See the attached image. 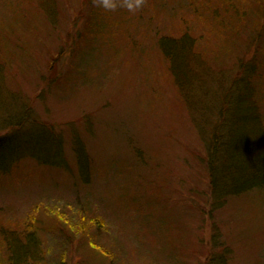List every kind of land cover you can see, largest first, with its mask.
<instances>
[{"label":"rangeland","instance_id":"rangeland-1","mask_svg":"<svg viewBox=\"0 0 264 264\" xmlns=\"http://www.w3.org/2000/svg\"><path fill=\"white\" fill-rule=\"evenodd\" d=\"M89 1L69 0L77 16L73 33L81 29ZM179 2L143 12L144 0L138 10L128 13L132 20L126 22L125 36L121 34L116 43L111 38L110 49L105 43L108 46L101 52L105 56L96 59L89 76L91 85L83 82L65 91L41 85L50 63L58 73L67 67L65 59L57 61L60 47L68 42L64 0H51L49 11L27 0L25 13L32 17L22 16L30 22L21 28L11 27L20 22L12 0H0V34L8 33L14 59L8 71L11 91L31 103L34 117L57 130L71 122L78 125L82 117L92 125L85 139L94 158L89 184L80 185L77 177L30 160L21 162L13 175L0 177V226L22 228L36 215L33 247L45 261L208 264L211 252L224 251L221 264H264V196L242 194L230 198L210 218L202 214L209 192L206 165L200 160L203 144L188 116L177 113L179 95L166 66L151 51L160 38L157 32L170 34L182 28L184 18L191 21L192 11L182 9ZM34 17L38 24L30 30ZM17 45L28 56H22ZM232 68L229 64L224 71L231 74ZM83 209L102 227H88L80 236L74 229ZM211 238L218 241V250L210 248Z\"/></svg>","mask_w":264,"mask_h":264},{"label":"trees","instance_id":"trees-1","mask_svg":"<svg viewBox=\"0 0 264 264\" xmlns=\"http://www.w3.org/2000/svg\"><path fill=\"white\" fill-rule=\"evenodd\" d=\"M26 1L12 0L11 7L22 25L14 21L11 27L21 28L30 22L22 19L32 17L25 13ZM34 1L40 9H53L51 0ZM174 1L191 10L192 19L184 18L182 28H175V33L157 32L160 38L151 51L166 66L168 80L179 95L177 113L188 116L203 144L200 160L206 165L209 192L207 210L202 214L206 212L210 218L230 198L250 193L264 196V0H145L143 12L159 10L161 4ZM69 3L64 0L68 42L60 47L59 60L55 59H65L67 67L58 73L50 63L47 75L41 77V85L47 89L53 85L51 89L57 86L71 91L83 82L91 85L89 76L96 59L105 56L101 52L108 45L110 49L111 38L116 43L121 34L125 36L126 22L132 20L127 15L138 10H128L124 0H115L114 10L91 0L81 29L73 33L77 16ZM38 20L33 18L30 30ZM9 45L8 33L0 34V177L13 175L21 162L30 160L41 168L77 177L80 185L89 184L94 158L85 139L92 133L91 122L82 117L78 125L71 122L57 130L34 117L31 103L17 98L9 87L8 71L14 64ZM17 48L22 56H28L21 46ZM229 64L234 68L231 74L224 71ZM191 192L196 194L197 190ZM78 217L74 230L80 236L88 227H102L99 219L86 217L84 209ZM59 220L64 222L60 216ZM36 227V215L22 228L8 223L0 226V264H52L33 247ZM89 245L107 258L95 244ZM210 248L218 250V241L211 238ZM224 257V251L211 252L206 262L221 264ZM57 264H62L61 260Z\"/></svg>","mask_w":264,"mask_h":264},{"label":"clouds","instance_id":"clouds-1","mask_svg":"<svg viewBox=\"0 0 264 264\" xmlns=\"http://www.w3.org/2000/svg\"><path fill=\"white\" fill-rule=\"evenodd\" d=\"M98 3L106 10H114L117 6L115 0H98ZM143 3L144 0H124V6L130 11L139 9Z\"/></svg>","mask_w":264,"mask_h":264}]
</instances>
